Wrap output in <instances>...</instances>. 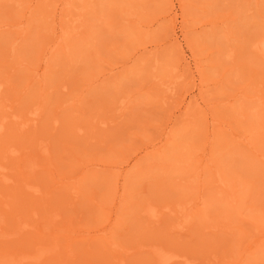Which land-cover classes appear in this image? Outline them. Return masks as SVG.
<instances>
[{
	"label": "rangeland",
	"instance_id": "obj_1",
	"mask_svg": "<svg viewBox=\"0 0 264 264\" xmlns=\"http://www.w3.org/2000/svg\"><path fill=\"white\" fill-rule=\"evenodd\" d=\"M263 38L264 0H0V264H264Z\"/></svg>",
	"mask_w": 264,
	"mask_h": 264
},
{
	"label": "bare ground",
	"instance_id": "obj_2",
	"mask_svg": "<svg viewBox=\"0 0 264 264\" xmlns=\"http://www.w3.org/2000/svg\"><path fill=\"white\" fill-rule=\"evenodd\" d=\"M63 5V4H62ZM57 31V30H56ZM57 33V32H56ZM63 33L61 32L59 35H58V37L56 38L57 40H58V46L62 43V41H63ZM262 40H264V38L262 39ZM54 44V43H53ZM263 54H264V52H263ZM47 62V61H46ZM5 88V83H2V82H0V98H1V96H2V93H4L3 92V90H5L4 89ZM8 88V87H7ZM30 115H34V114H36V113H32V112H30L29 113ZM32 115V116H33ZM35 116H38V115H35ZM34 116V117H35ZM16 118V120H18L17 118H19V117H15ZM22 118V117H21ZM20 119V118H19ZM34 120L36 119V118H33ZM6 121H8V120H6V117L3 119V121L1 122L0 121V132L1 131H3V129L5 128V123H7ZM57 123V122H56ZM107 123V122H106ZM77 124V123H76ZM100 124H102V125H104L105 123L102 121ZM19 125H21V128L22 129H24V127L27 125L26 123H24V122H19ZM98 126V125H97ZM97 126H94V127H97ZM76 128V130H77V134H79V133H82L83 134V127H81L80 126V124L79 125H77V127H75ZM74 128V129H75ZM91 128H93V126L91 127ZM89 129V128H88ZM93 130V129H92ZM88 136V135H87ZM44 149V148H43ZM47 150V149H46ZM46 150H44V151H46ZM34 192H36V193H38L39 191H37V189L36 188H34ZM24 202V201H23ZM19 203V202H18ZM195 203V202H194ZM30 205V204H29ZM197 206V205H196ZM200 206V205H199ZM75 207H77V206H75ZM33 208V207H32ZM192 209H194L193 207H192V205H190L189 207H182L181 208V213H182V217L184 218V220H187L188 219V217H189V212L192 210ZM197 209V208H196ZM146 213H147V215L150 217V218H157V211H155L154 209H148L147 211H146ZM192 213V212H191ZM73 214V213H72ZM79 214V213H78ZM71 219V218H70ZM68 222V221H67ZM71 222V221H70ZM70 222H69V224H70ZM72 222H73V220H72ZM112 222V221H111ZM113 224V223H112ZM68 225V224H67ZM52 226V225H51ZM70 226V225H69ZM63 228V227H62ZM108 228L109 227H105V228H103L102 230L100 229V231H99V233H101L100 235H106V234H108ZM61 229V228H60ZM67 229H70V228H67ZM110 229V228H109ZM63 230H65V232H66V229H64L63 228ZM62 230V231H63ZM59 231H61V230H59ZM64 232V231H63ZM68 232V231H67ZM66 232V233H67ZM96 232V231H95ZM107 232V233H106ZM91 233V232H90ZM93 233V232H92ZM261 233V232H260ZM97 234H98V232H97ZM262 234V233H261ZM158 237V236H157ZM254 243V242H253ZM257 243V242H256ZM257 245V244H256ZM205 247V246H204ZM212 248V247H211ZM207 249H208V247H207ZM249 249H251V247H249ZM247 251V250H246ZM154 254H155V257H157L159 260H160V258L162 257V254H161V252H159L158 250H155L154 251ZM166 255V254H165ZM95 256H96V254H95ZM164 256V255H163ZM167 256V255H166ZM179 259H182V256H179V255H170V256H168L167 258L165 257L164 259H162L160 262H159V264H174V262H176L177 260H179ZM243 259V258H242ZM16 260V259H15ZM181 261H184V260H181ZM242 263V262H241ZM183 264H193V263H187L186 261H184V263ZM237 264H240V263H237Z\"/></svg>",
	"mask_w": 264,
	"mask_h": 264
}]
</instances>
